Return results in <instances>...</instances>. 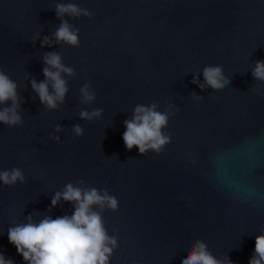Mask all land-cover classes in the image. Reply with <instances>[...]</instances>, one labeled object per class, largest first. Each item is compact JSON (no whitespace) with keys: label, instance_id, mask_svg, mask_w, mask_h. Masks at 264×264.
Wrapping results in <instances>:
<instances>
[{"label":"water","instance_id":"95a60500","mask_svg":"<svg viewBox=\"0 0 264 264\" xmlns=\"http://www.w3.org/2000/svg\"><path fill=\"white\" fill-rule=\"evenodd\" d=\"M57 3L92 14L61 18L78 29L77 47L54 39ZM45 37L50 47L41 46ZM52 52L74 74L61 73L68 91L48 110L30 81L45 80L44 57ZM257 61L264 62V0H0V70L17 85L23 121L0 124V171L18 168L25 177L0 184V253L25 264L8 229L29 215L70 216V203L49 209L72 183L118 201L116 212L102 216L118 244L109 264H180L196 241L225 264H248L255 237L264 234ZM213 66L229 81L219 90L203 78ZM85 84L95 94L90 104L80 102ZM154 102L170 113L162 129L170 142L142 156L125 148L124 122L136 105ZM97 109L99 118H80ZM74 125L82 136H74Z\"/></svg>","mask_w":264,"mask_h":264},{"label":"clouds","instance_id":"9594fccd","mask_svg":"<svg viewBox=\"0 0 264 264\" xmlns=\"http://www.w3.org/2000/svg\"><path fill=\"white\" fill-rule=\"evenodd\" d=\"M55 13L58 19L65 15L74 18H79L81 15L89 19L92 17L90 12L72 3H57ZM54 39L57 44L65 43L71 47H77L79 45L78 29L73 30L67 21L61 19ZM46 45L51 46L48 37L41 42L42 47ZM43 62L45 80L37 83L33 79L30 84L39 97L40 103L48 110H55L58 104L64 102L68 91L61 73L69 76L74 73L72 68L65 67L61 63V57L57 53L46 54ZM252 76L254 79L264 81V62H256ZM203 78L205 84L213 90L222 89L229 83L220 66L206 67L203 70ZM193 83H197L195 77ZM49 86H51V92ZM204 86L201 84V89ZM16 89V83L0 70V105L10 103L8 107H0V124L9 128L19 127L23 123L18 112L20 101ZM80 97L82 104H90L95 100V94L88 84L80 88ZM158 108L159 105L155 102L150 105L135 106L132 118L124 122L125 131L122 139L127 150L131 151L133 147H136L142 156L149 151L159 154L170 142V136L162 132V129L167 126L170 113L161 112ZM101 114L100 109L91 113L81 111L80 118L91 121L99 118ZM56 131H60L59 126ZM72 132L75 137L83 135V129L79 125H74ZM54 139L59 141V137ZM24 182L25 177L18 168L0 171L2 185L15 186L17 183ZM79 183L83 182L78 181ZM61 201L73 205L74 211L70 216L66 214L52 218L50 215H45L38 221H34L32 215H29L24 223L16 224L8 229L9 243L16 248L17 254L22 256L25 264H109V259L118 244L115 235L109 236L102 216L106 209L111 212L118 210L117 199L104 190L81 188L68 183L62 192H57L52 197L49 211ZM254 253L248 264H264V234L255 237ZM0 264H13V261L6 259L0 253ZM180 264H225V262L212 256L203 242L196 241L187 255L181 258ZM227 264L231 262L228 261Z\"/></svg>","mask_w":264,"mask_h":264}]
</instances>
